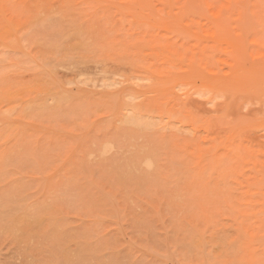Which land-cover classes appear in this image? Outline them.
Segmentation results:
<instances>
[{"label":"rangeland","instance_id":"obj_1","mask_svg":"<svg viewBox=\"0 0 264 264\" xmlns=\"http://www.w3.org/2000/svg\"><path fill=\"white\" fill-rule=\"evenodd\" d=\"M0 264H264V0H0Z\"/></svg>","mask_w":264,"mask_h":264},{"label":"bare ground","instance_id":"obj_2","mask_svg":"<svg viewBox=\"0 0 264 264\" xmlns=\"http://www.w3.org/2000/svg\"><path fill=\"white\" fill-rule=\"evenodd\" d=\"M51 49V48H50ZM49 89V88H48ZM12 90V89H11ZM10 90V91H11ZM54 90V89H53ZM44 92V91H43ZM47 92V91H46ZM45 92V93H46ZM50 92H51V90H50ZM9 93V92H8ZM48 93H49V91H48ZM2 94V93H1ZM43 94V93H42ZM36 95H37V93H36ZM45 95V94H44ZM4 96H6V95H4ZM9 96V95H8ZM55 96V95H54ZM10 97V96H9ZM56 97V96H55ZM42 98H43V96H42ZM40 99H38V101H39ZM42 100V99H41ZM37 101V100H36ZM41 102H43V101H41ZM46 103V102H45ZM44 105V104H43ZM42 106V105H41ZM44 110V109H43ZM135 111H136V108H134V107H132V108H130V110H129V112L131 113V115H130V113L128 114V115H130L131 117H128L127 119H128V123L130 124V126L132 125V126H136V127H142L141 125H143V124H145L146 126H147V124L149 125V123H148V121H146L148 118H150L149 116H147L146 117V120H145V117L144 116H146V115H144V116H142V115H140V114H138V113H135ZM137 112V111H136ZM127 115V116H128ZM126 116V115H125ZM124 116V117H125ZM126 118V117H125ZM125 118H124V120H125ZM126 119V120H127ZM151 119V118H150ZM150 121H152V120H150ZM127 123V124H128ZM144 125V126H145ZM151 125V124H150ZM135 127V128H136ZM139 130V129H138ZM136 133V132H135ZM140 134H142V133H140ZM109 147V146H108ZM107 150V149H106ZM110 150V149H109ZM145 164L146 165H149V161L147 160V161H145Z\"/></svg>","mask_w":264,"mask_h":264}]
</instances>
